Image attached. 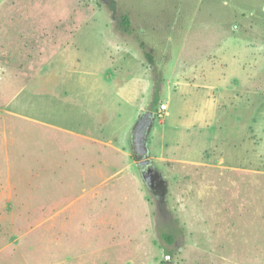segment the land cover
<instances>
[{
    "label": "rangeland",
    "instance_id": "rangeland-1",
    "mask_svg": "<svg viewBox=\"0 0 264 264\" xmlns=\"http://www.w3.org/2000/svg\"><path fill=\"white\" fill-rule=\"evenodd\" d=\"M0 264H264V0H0Z\"/></svg>",
    "mask_w": 264,
    "mask_h": 264
},
{
    "label": "water",
    "instance_id": "water-1",
    "mask_svg": "<svg viewBox=\"0 0 264 264\" xmlns=\"http://www.w3.org/2000/svg\"><path fill=\"white\" fill-rule=\"evenodd\" d=\"M154 113L151 110L141 111V117L138 124L135 127L133 136V150L134 155L139 159L137 162L139 167L146 165L153 160L150 157L144 158V155L148 153L147 140L153 125Z\"/></svg>",
    "mask_w": 264,
    "mask_h": 264
},
{
    "label": "flooded vegetation",
    "instance_id": "flooded-vegetation-1",
    "mask_svg": "<svg viewBox=\"0 0 264 264\" xmlns=\"http://www.w3.org/2000/svg\"><path fill=\"white\" fill-rule=\"evenodd\" d=\"M150 157L149 153L144 155V158ZM134 158L138 162L139 159L134 155ZM140 169L142 171V174L147 179V181L150 184L151 189L155 190L157 188V185L153 182L151 175L155 173H159L158 169L155 167L154 162H151L146 165H141ZM149 173V174H148Z\"/></svg>",
    "mask_w": 264,
    "mask_h": 264
},
{
    "label": "crops",
    "instance_id": "crops-1",
    "mask_svg": "<svg viewBox=\"0 0 264 264\" xmlns=\"http://www.w3.org/2000/svg\"><path fill=\"white\" fill-rule=\"evenodd\" d=\"M62 60V59H61ZM63 61H65V56H63ZM62 63H64V62H61V64ZM60 64V65H61ZM56 65V68H54L53 66H55ZM55 65H52V67L49 69V72L50 73H53V74H55V72H59V78H61V76H62V74H61V71H62V67H60L58 64H55ZM54 68V69H53ZM38 76H40V77H43V76H47V74L45 75L44 73H43V71L42 72H40L39 73V75ZM11 79V78H10ZM15 82H14V80L12 81V80H9V79H4L3 80V82H2V85H3V87H4V91H5V87H7V86H10V85H12V84H14ZM32 85V84H31ZM31 85H30V88H31ZM33 88V87H32ZM36 88V87H35ZM24 90V89H23ZM23 90H21V89H19V91H23ZM166 112V111H165Z\"/></svg>",
    "mask_w": 264,
    "mask_h": 264
},
{
    "label": "trees",
    "instance_id": "trees-1",
    "mask_svg": "<svg viewBox=\"0 0 264 264\" xmlns=\"http://www.w3.org/2000/svg\"><path fill=\"white\" fill-rule=\"evenodd\" d=\"M158 91H159V86H157V84H155L154 97L156 96V94L158 93ZM156 101L157 100H154L153 106L156 105ZM152 110H153V108H152ZM162 237L165 240H167L169 243H172V241H173V237L169 233H163L162 234ZM171 254H172V252L168 251V255H171Z\"/></svg>",
    "mask_w": 264,
    "mask_h": 264
},
{
    "label": "built area",
    "instance_id": "built-area-1",
    "mask_svg": "<svg viewBox=\"0 0 264 264\" xmlns=\"http://www.w3.org/2000/svg\"><path fill=\"white\" fill-rule=\"evenodd\" d=\"M167 108H168V106L165 103L160 105V111L165 112L167 110Z\"/></svg>",
    "mask_w": 264,
    "mask_h": 264
}]
</instances>
